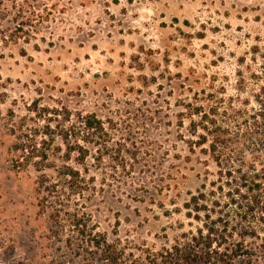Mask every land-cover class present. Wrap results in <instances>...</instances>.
<instances>
[{
    "label": "rangeland",
    "instance_id": "1",
    "mask_svg": "<svg viewBox=\"0 0 264 264\" xmlns=\"http://www.w3.org/2000/svg\"><path fill=\"white\" fill-rule=\"evenodd\" d=\"M263 54L264 0H0V264H108L92 239L164 264L236 223L237 173L196 141L210 107H258ZM250 225L233 264H264Z\"/></svg>",
    "mask_w": 264,
    "mask_h": 264
},
{
    "label": "trees",
    "instance_id": "2",
    "mask_svg": "<svg viewBox=\"0 0 264 264\" xmlns=\"http://www.w3.org/2000/svg\"><path fill=\"white\" fill-rule=\"evenodd\" d=\"M262 57L264 58V54ZM261 75L256 78L264 81V62ZM255 101L258 107L252 109L247 114L248 119L243 121L238 120L242 117L239 110L225 108L223 117L218 113V106L210 107L200 117L203 133L198 135L200 140L196 141L199 145L208 143L207 150L220 171L237 173L231 193H228L231 203L238 209L236 223L219 218L212 225H204V230L199 229L197 235L191 236L190 243L175 245L166 255H162L164 264H233L235 258L250 254L244 245L247 237L256 235L250 223H264V83L259 86ZM194 111L195 114L201 112L197 108ZM82 120L87 130L102 128L101 121L92 115H87ZM83 140L88 142L87 138ZM67 148L66 156L74 150L81 157L86 152L78 144L68 145ZM64 171H68L70 179L78 180L77 170L66 167ZM80 218H73L72 222L79 226L82 223ZM249 218L251 220H247ZM246 222L248 225L244 226ZM79 230L81 233L85 232ZM92 240L108 264H119L122 254L115 246L103 239Z\"/></svg>",
    "mask_w": 264,
    "mask_h": 264
}]
</instances>
